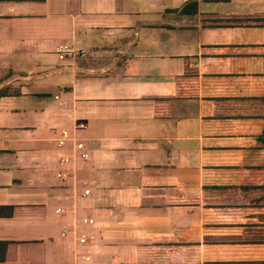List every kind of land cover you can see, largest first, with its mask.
Listing matches in <instances>:
<instances>
[{
    "label": "crops",
    "instance_id": "1",
    "mask_svg": "<svg viewBox=\"0 0 264 264\" xmlns=\"http://www.w3.org/2000/svg\"><path fill=\"white\" fill-rule=\"evenodd\" d=\"M0 264H264V0H0Z\"/></svg>",
    "mask_w": 264,
    "mask_h": 264
},
{
    "label": "built area",
    "instance_id": "2",
    "mask_svg": "<svg viewBox=\"0 0 264 264\" xmlns=\"http://www.w3.org/2000/svg\"><path fill=\"white\" fill-rule=\"evenodd\" d=\"M58 53L60 54V57L62 59H64L65 57L70 56L71 54H73L74 53V50L70 46H62V47H60L58 49ZM64 136H65V138L67 137L66 134H64ZM64 143H65V139L60 142V145H63ZM78 148L80 150H82L83 149V145L80 144L78 146ZM82 157L83 158H87V154L83 153L82 154ZM65 162H69V160L68 159H65ZM64 177L65 176H63L62 174H59V178L60 179H64ZM82 241L84 242L85 240H82Z\"/></svg>",
    "mask_w": 264,
    "mask_h": 264
},
{
    "label": "rangeland",
    "instance_id": "3",
    "mask_svg": "<svg viewBox=\"0 0 264 264\" xmlns=\"http://www.w3.org/2000/svg\"><path fill=\"white\" fill-rule=\"evenodd\" d=\"M9 90V89H8ZM13 92H15V90H13Z\"/></svg>",
    "mask_w": 264,
    "mask_h": 264
},
{
    "label": "trees",
    "instance_id": "4",
    "mask_svg": "<svg viewBox=\"0 0 264 264\" xmlns=\"http://www.w3.org/2000/svg\"><path fill=\"white\" fill-rule=\"evenodd\" d=\"M196 5V4H195Z\"/></svg>",
    "mask_w": 264,
    "mask_h": 264
}]
</instances>
